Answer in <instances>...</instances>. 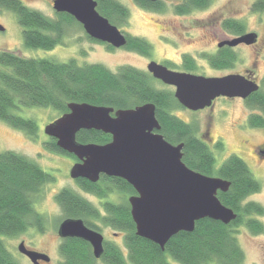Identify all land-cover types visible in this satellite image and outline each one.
<instances>
[{
	"label": "trees",
	"instance_id": "obj_1",
	"mask_svg": "<svg viewBox=\"0 0 264 264\" xmlns=\"http://www.w3.org/2000/svg\"><path fill=\"white\" fill-rule=\"evenodd\" d=\"M97 12L110 24L123 26L129 16L128 9L117 0H95ZM142 9L161 12L164 0L149 2L134 0ZM174 13L188 15L207 8L211 0H173ZM0 10L12 12L21 27L22 43L28 49L52 50L62 44L66 30L71 25L81 27L70 15L55 13L49 18L32 10L20 0H0ZM251 10L264 14V0H254ZM222 28L231 35L244 33V24L226 19ZM86 38L92 42L86 34ZM124 49L143 57L151 55V45L143 38L127 35ZM110 49V46H108ZM204 58L215 69L233 68L236 55L221 49L215 55ZM194 60L183 56L181 68L194 71ZM157 82L146 71L131 66H120L115 72L101 64L78 65L75 59L57 62L50 59H33L10 51H0V121L24 132L31 139L37 137V126L32 119L13 114L19 108H51L59 116L67 113L71 102L110 107L114 110L132 109L151 103L155 106L159 133L172 145L183 144L182 162L191 170L206 176L219 177L230 183L226 192H218L217 198L236 213L235 220L224 225L208 218L195 222L192 232H179L168 240L164 249L136 236L130 215L127 196L135 195L134 189L120 178L101 176L96 183L77 179L80 190L100 200L101 210L77 192L62 188L55 196L65 219H81L85 226L99 231L100 225L123 233L124 252L110 241H103V253L99 259L104 264H241L244 253L238 243V227L242 224L252 234L264 233L258 217L264 209L257 203L244 201L260 190V182L248 165L232 154L219 166L209 147L197 136L194 124L186 123L173 114L182 108L173 91L157 89ZM248 106L264 113V91L254 93ZM249 124L264 127V120L254 116ZM79 143L103 145L110 135L95 130H81L76 134ZM46 148L76 160L56 146V140L48 138ZM218 150L223 145L218 142ZM53 177L36 162L13 151L0 152V264H20L9 252L4 238L15 237L29 227L42 229L44 217L34 209L36 199ZM120 196L119 202L110 201L111 194ZM100 224V225H99ZM60 264H96L91 246L78 238L61 239L58 247Z\"/></svg>",
	"mask_w": 264,
	"mask_h": 264
},
{
	"label": "rangeland",
	"instance_id": "obj_2",
	"mask_svg": "<svg viewBox=\"0 0 264 264\" xmlns=\"http://www.w3.org/2000/svg\"><path fill=\"white\" fill-rule=\"evenodd\" d=\"M20 1L49 18L55 17L52 0ZM117 1L129 11L127 22L117 28L129 36L143 38L150 43L152 51L149 57H143L124 48L110 49L104 44L92 42L86 38L84 31L77 24L68 27L62 44L52 50L28 49L23 46L22 29L17 24L15 15L7 10H0V25L4 27V31H0V51H10L25 58L50 59L57 62L75 59L78 65L101 64L112 72L120 66H131L146 71V65L150 60L181 65L182 55L187 54L195 59V70L192 71L194 74L221 77L248 70L252 71L260 89L264 91V14L251 10L254 0H211L207 8L195 10L188 15L175 14L173 0H164V9L161 12L142 9L134 0ZM226 19L242 22L243 34H256V41L251 45L239 44L234 48L238 62L233 68L215 69L209 65L204 55H214L217 43L237 37L222 28V22ZM155 86L157 89L169 88L158 82ZM252 112L254 111L248 110L245 104L237 99L227 101L219 98L212 109L194 113L180 108L174 110L173 114L186 123L194 124L199 137L205 134V124L211 123L212 141L221 140L224 146L223 150H217L214 146L208 145L214 155L215 166L219 167L232 154L244 160L253 176L260 182V190L249 196L244 203H257L264 209V161L252 153V146L264 141V129L246 127L244 123L246 116ZM13 114L32 119L37 126V137L33 140L24 132L0 121V152L13 151L33 160L53 177V182L44 186L42 194L33 205L35 211L45 219L42 229L29 227L18 236L4 238V242L20 264H32L27 257L18 252L17 248L21 242L26 248L48 256L49 262L41 261L43 262L41 264H60L58 247L61 238L57 230L65 217L56 203V194L62 188L71 189L100 210L104 200L83 193L69 177V170L74 162L71 158L52 153L46 148L48 137L44 134V127L59 117L57 111L51 108L21 107L14 110ZM242 124L243 126L237 127ZM119 199L117 193L109 197V200L114 202H119ZM258 220L264 226V215L258 217ZM237 229L238 243L244 253L241 264H264V233L254 235L242 224ZM98 232L104 240L113 242L125 254L122 232L102 225ZM96 264L104 263L97 260Z\"/></svg>",
	"mask_w": 264,
	"mask_h": 264
},
{
	"label": "water",
	"instance_id": "obj_3",
	"mask_svg": "<svg viewBox=\"0 0 264 264\" xmlns=\"http://www.w3.org/2000/svg\"><path fill=\"white\" fill-rule=\"evenodd\" d=\"M96 6L95 0H52L53 10L73 17L89 38L113 48L125 46L126 37L97 12ZM0 31H4L2 25ZM255 41L256 34L246 33L219 47L251 45ZM147 71L154 79L174 87L177 102L191 111L210 106L220 96L245 99L258 90L254 82L238 74L204 77L174 72L154 61L147 65ZM67 108V113L44 127V134L78 160L69 170L71 179L96 183L100 175H105L120 178L134 189L136 195L130 196L128 203L136 236L163 250L170 238L181 231L192 232L199 220L208 218L224 225L235 220L236 213L217 198V193L226 192L230 183L191 170L182 162L183 144L172 145L158 132L160 125L153 104L114 111L110 107L71 102ZM81 130L100 131L110 135L111 141L103 145L79 143L76 134ZM57 234L61 239L87 242L96 260L103 253V236L81 219H65ZM17 249L32 264L49 262L47 255L26 248L23 242Z\"/></svg>",
	"mask_w": 264,
	"mask_h": 264
},
{
	"label": "flooded vegetation",
	"instance_id": "obj_4",
	"mask_svg": "<svg viewBox=\"0 0 264 264\" xmlns=\"http://www.w3.org/2000/svg\"><path fill=\"white\" fill-rule=\"evenodd\" d=\"M161 1V0H160ZM96 2V1H95ZM56 13V12H55ZM73 18V17H72ZM105 18V17H104ZM79 24V23H78ZM80 25V24H79ZM81 26V25H80ZM82 30H83V28H82V26L80 27ZM84 31V30H83ZM85 33V32H84ZM86 34V33H85ZM122 34L127 38V34H125V33H123L122 32ZM238 36H240V35H238ZM237 36V37H238ZM234 38H236V37H234ZM91 39V38H90ZM127 40V39H126ZM227 40H231V39H225V40H222V41H220L219 43H217V50H216V52L214 53V55L219 51V50H221V49H228V50H230L231 52H233L234 54L236 53L235 51H234V48H236L237 46H235V47H229V46H227V45H222L221 47H219V44L220 43H222V42H225V41H227ZM96 41V40H95ZM98 43H101V44H104V45H106V46H110L109 44H107V43H104V42H100V41H98ZM126 46V45H125ZM125 46H123V47H121V48H124ZM111 47V46H110ZM111 48H113V47H111ZM113 49H116V48H113ZM184 55H187V54H184ZM184 55H182V57H181V65H182V63H183V56ZM236 55V54H235ZM188 56H190V55H188ZM191 57V56H190ZM194 61H195V59L193 58V57H191ZM151 61H153V60H150L149 62H148V64L151 62ZM207 61V60H206ZM155 62V61H154ZM237 62H238V59H237V56H236V60H235V62L233 63V67L237 64ZM157 64H161V65H163V66H165L167 69H169V70H171V71H174V72H183V73H190V74H194L192 71H186V70H184V69H182L181 68V65H176V64H172V63H170V62H168V61H163L162 63H158V62H156ZM147 64V65H148ZM147 65H146V72L148 73V74H150L148 71H147ZM236 74H238V75H241V76H243L244 78H246L247 80H249V81H251V82H254L257 86H258V90L256 91V92H258V91H262L261 89H260V85H259V83H258V81L255 79V77H254V75L252 74V71H248V70H245L244 72H242V73H236ZM194 75H197V74H194ZM227 75H230V74H227ZM150 76L152 77V75L150 74ZM200 76V75H199ZM226 76V75H225ZM222 77V76H221ZM153 78V77H152ZM154 79V78H153ZM156 82H158V83H160V84H163L161 81H159V80H156V79H154ZM163 85H165V84H163ZM165 86H167V85H165ZM167 87H169V89L171 90V91H173V94H174V91H175V88L174 87H172V86H167ZM256 92H253V93H251L249 96H247L245 99H242V98H239V97H234V98H228V97H223V96H220V97H217V98H215L214 100H212V102H211V105L210 106H208V107H205V108H203V109H201V110H197V111H191V110H188V109H186V108H184V107H182L183 109H186L187 111H191V112H194V113H196V112H203L204 110H207V109H212L213 108V106H214V103H215V101L217 100V99H219V98H221V99H223V100H227V101H233V100H236L237 99V101H240V102H242V103H244L245 104V107L248 109V110H250V111H254V112H252V113H250L248 116H246V119H245V124H246V127L247 128H249V129H264V127H259V128H257V127H253V126H251L250 124H249V120H250V118H252V117H254V116H256V117H258V118H260V119H262V120H264V113L263 112H261L259 109H257V108H251V107H249L248 106V104H247V102L249 101V99L251 98V96L254 94V93H256ZM257 110V111H256ZM115 111V110H114ZM113 115V114H112ZM61 116V115H60ZM155 117H156V115H155ZM243 123V124H244ZM243 124L242 125H237V127H239V126H243ZM206 125V131H205V134L202 136V135H200V137H199V135H198V132H197V136L202 140V142L204 143V144H206L207 146L208 145H212V146H214V148H216V145H217V143L218 142H220L222 145H223V143H222V141L221 140H214V141H212V139H211V137H210V126H211V123H208V124H205ZM246 128V129H247ZM159 132V131H158ZM111 137V136H110ZM111 141V140H110ZM109 141V142H110ZM209 147V146H208ZM210 149V148H209ZM217 149V148H216ZM223 149H224V146H223ZM218 150V149H217ZM252 153L258 158V159H260V160H263L264 161V141L262 142V143H260V144H258V145H253L252 146ZM73 156V155H72ZM74 157V156H73ZM70 158V157H69ZM75 158V157H74ZM76 159V158H75ZM71 160H73L72 158H71ZM74 162H73V164H75L76 162H78V160L76 159V160H73ZM244 161V160H243ZM72 164V165H73ZM101 176H105V175H100L99 176V179H98V181L100 180V178H101ZM105 177H107V178H115V177H108V176H105ZM79 179H83V178H79ZM83 180H86V179H83ZM75 181V180H74ZM97 181V182H98ZM83 193H85V192H83ZM85 194H88V193H85ZM88 195H90V194H88ZM136 195V194H135ZM90 196H92V195H90ZM130 196H132V195H130ZM130 196H127V202H128V198L130 197ZM41 263H43V262H39V264H41Z\"/></svg>",
	"mask_w": 264,
	"mask_h": 264
}]
</instances>
